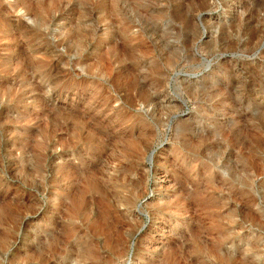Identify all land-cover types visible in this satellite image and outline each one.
Returning a JSON list of instances; mask_svg holds the SVG:
<instances>
[{
  "label": "rangeland",
  "instance_id": "374dc122",
  "mask_svg": "<svg viewBox=\"0 0 264 264\" xmlns=\"http://www.w3.org/2000/svg\"><path fill=\"white\" fill-rule=\"evenodd\" d=\"M52 243L264 264V0H0V264Z\"/></svg>",
  "mask_w": 264,
  "mask_h": 264
},
{
  "label": "bare ground",
  "instance_id": "6f19581e",
  "mask_svg": "<svg viewBox=\"0 0 264 264\" xmlns=\"http://www.w3.org/2000/svg\"><path fill=\"white\" fill-rule=\"evenodd\" d=\"M39 11H40V9H39ZM42 12V11H41ZM36 13V12H35ZM43 13V12H42ZM37 14H38V12H37ZM35 15V14H34ZM91 35V34H90ZM82 45V44H81ZM54 241H58V240H56L55 238H52ZM51 242H53V241H51ZM51 244V243H50ZM47 245H48V243H47ZM52 247H51V249H52V255H56L57 253H58V255H59V262L61 263V264H66L68 261H69V259L73 256V255H77V256H85V255H87V257L88 256H90L91 254H92V251L90 250V248L88 247V246H85V247H81L82 248V251H78V250H73V251H71L70 252V254H66V252L64 251V249L62 248V247H60V245H58V243H52V245H51ZM42 247V246H41ZM43 254V252H42V250L40 249V255H42ZM57 256V255H56ZM41 257H43V256H41ZM76 257V256H75ZM53 258V257H52ZM57 258V257H56ZM58 260V259H57ZM68 264V263H67Z\"/></svg>",
  "mask_w": 264,
  "mask_h": 264
}]
</instances>
